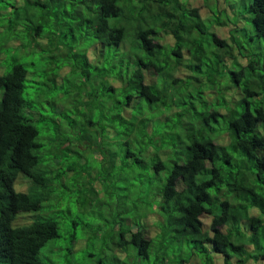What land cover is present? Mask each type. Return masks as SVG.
<instances>
[{"label":"trees","instance_id":"1","mask_svg":"<svg viewBox=\"0 0 264 264\" xmlns=\"http://www.w3.org/2000/svg\"><path fill=\"white\" fill-rule=\"evenodd\" d=\"M10 1L0 6V35L18 41L27 25L40 39L35 46L61 56L64 71L83 67L91 79L94 69L102 96L87 105L66 87L64 98L83 112L82 132L75 141L58 134L47 162L40 130L24 112L25 64L0 73V264H49L40 253L60 236L55 183L73 170L85 180L77 197L83 205L99 192L122 204L131 190V208L112 211L115 247L126 255L117 253L120 264H264V64L259 53L241 65L233 48L219 51L236 41L239 26L230 27L229 39L210 37L199 6L180 0ZM240 1L264 37V0ZM10 11L7 24L1 16ZM204 33L216 43L210 54ZM233 59L241 67L229 71L236 95L216 98L218 77ZM21 176L31 183L26 190L17 187ZM31 211L32 222H17Z\"/></svg>","mask_w":264,"mask_h":264},{"label":"rangeland","instance_id":"2","mask_svg":"<svg viewBox=\"0 0 264 264\" xmlns=\"http://www.w3.org/2000/svg\"><path fill=\"white\" fill-rule=\"evenodd\" d=\"M180 1L189 7L199 6L200 15L204 18L210 37L211 33L215 32L219 37L229 39L230 27L234 24L239 26L238 30H234L236 32V41L233 42L230 39L228 46L219 47V51L222 54L226 50L233 48L234 52L236 50L239 64L242 65L253 54L259 53L261 55L260 63L264 64V37H259L255 34L252 16L243 10L240 0ZM9 5H12L10 0H0V6ZM14 10L13 8L11 9V11ZM11 11L1 16V19L7 24L9 19L13 17ZM25 22L29 23L28 21ZM224 23H227V26ZM27 29V25L22 26L20 32H18L20 36L18 41L12 38L10 32H7L4 36L0 35V47L2 48L0 73H7L15 62L25 64L28 74L23 96L30 105L24 109V112L26 115L32 116L33 123L38 126L40 130L39 139L44 144L41 152L45 154V161L49 162L53 157L51 153L58 148V141L56 140L58 134L62 133L63 138L64 136H69L72 141H75L79 136V132H82L80 120L83 112H80L75 104L71 106L70 100L64 98V95H68L65 93L67 91L66 87L69 86L72 90H76L78 98L83 97L88 102L87 105H97L102 96L101 80L94 69H92L91 79L87 76L88 72H84L83 67L64 71L65 66H62L64 63L60 62L61 56H57L54 51L46 48V45L39 41V45L35 46V43H37L35 38L40 39L35 35L34 31L32 32L34 36L29 34ZM196 34H199L197 30ZM161 35L163 34L161 33ZM208 35L204 33L200 41L205 43L210 54L216 49V43L214 42L210 46L207 39ZM167 42L170 45L173 43L171 36L167 37ZM84 46V43L79 42V48ZM210 62L212 64V61ZM235 62L236 60L234 59L227 61L224 75L218 77L219 84L218 82L216 84L223 88H219V86L215 88L216 98L224 95L228 100H231L230 96L236 95L238 89L235 87L236 83L229 78L230 69H241ZM220 67L222 73L224 68L223 66ZM179 74L184 75L186 71H179ZM56 80L59 83H56ZM217 89L223 90V94H220ZM56 104H58L60 109L56 108ZM83 110L89 111V108L85 106ZM93 111L94 118H97L98 109L95 107ZM52 120L61 121L60 126L56 123L50 125L49 122ZM86 153V156L90 155L89 152ZM67 160L68 158H66ZM87 166H91V171H97L98 166L94 165L93 162L89 161ZM87 166L85 167L87 168ZM82 169L85 170L84 167L82 168L79 165L78 170L81 171ZM84 181L82 174L81 177L76 179L73 170V172H67L61 182L57 181L55 183L56 196L60 197V199L57 200L53 207L55 210L60 211L58 212L59 216L62 215L58 217L60 236L48 241L43 246L40 256L49 264H120L116 261L117 253L120 255L125 253L115 247V243L119 239V230L115 225V221L119 220L112 211L116 209V205H123L122 208L124 209L131 208V190H128V197L122 201V204L119 202L120 199L117 198L115 201L108 200L109 197L104 192H99L98 195L93 196L95 199L92 203L91 201L89 203L90 196H88V202L86 201L88 204L83 205V200L78 201L77 197H83L79 187L83 185ZM30 184L29 179L21 176L17 182V187L20 190H26ZM119 198L123 199L124 196ZM47 211H49L48 208H46L45 213ZM132 216L130 211L125 214L127 219L125 220L124 230L127 232V238H129L128 230L134 226ZM33 218H35L34 211L22 213L17 222L24 223L30 220L32 222ZM204 219L205 223L209 225L211 218L205 216ZM154 226L158 227L157 224H154ZM55 244H57V247L52 249V245ZM132 248V245H128L129 251ZM125 257L126 255L123 256V259ZM128 264H130V259ZM217 264L223 263L218 262L217 259Z\"/></svg>","mask_w":264,"mask_h":264},{"label":"clouds","instance_id":"3","mask_svg":"<svg viewBox=\"0 0 264 264\" xmlns=\"http://www.w3.org/2000/svg\"><path fill=\"white\" fill-rule=\"evenodd\" d=\"M1 72V71H0Z\"/></svg>","mask_w":264,"mask_h":264}]
</instances>
